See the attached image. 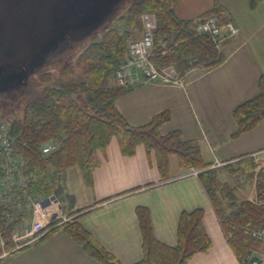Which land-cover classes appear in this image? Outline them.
<instances>
[{
    "label": "crops",
    "instance_id": "1",
    "mask_svg": "<svg viewBox=\"0 0 264 264\" xmlns=\"http://www.w3.org/2000/svg\"><path fill=\"white\" fill-rule=\"evenodd\" d=\"M174 14L192 27L215 14L221 21L231 20L240 33L218 50L223 57L219 65L193 68L178 85L133 87L115 100V108L132 127L165 117L158 127L160 135L176 132L182 141L196 142L206 167L184 169L176 155H169L163 174L153 151L138 146L134 155L124 156L113 137L104 151L97 152L99 166L89 183L76 167L62 170L60 196L50 207L57 219L55 226L0 264H101L59 227L72 219L119 264H136L143 257L140 210L149 214L154 238L172 247L178 242L181 214L201 210L211 246L206 253L194 254L187 264H241L226 241L199 174L220 170L219 180L230 185L237 201H258L256 176L264 163L253 177L251 173L228 176L224 167L234 168L247 157L264 161V120L236 136L234 118L237 107L258 95L264 77V4L250 7L249 0H181Z\"/></svg>",
    "mask_w": 264,
    "mask_h": 264
},
{
    "label": "trees",
    "instance_id": "2",
    "mask_svg": "<svg viewBox=\"0 0 264 264\" xmlns=\"http://www.w3.org/2000/svg\"><path fill=\"white\" fill-rule=\"evenodd\" d=\"M181 0H137L128 11L126 26H136L139 16L151 13L158 23L154 36L153 61L160 66H174L181 76L193 68L210 69L223 61L221 53L207 36H199L189 23L178 20L174 8ZM250 7L264 0H249ZM127 32L118 28L107 32L101 41H95L84 51L86 72L80 79L62 84L59 89H46L28 104L23 118L10 126L14 155L25 161L24 176L28 179L31 197H41L56 190L52 176L56 171L78 168L89 183L92 172L99 166L98 151H104L115 137L124 156H132L138 146L153 151L163 174L168 169L169 155H176L180 165L204 169L196 142H186L174 132L160 135L159 125L165 117H158L144 127H132L115 108V100L130 89H110L108 78H113L117 67L125 60ZM64 89V90H63ZM76 95L69 106L60 103L64 96ZM84 95V96H83ZM237 122L236 136L255 128L264 120V77L259 83L258 95L234 111ZM47 140L58 144L50 154H42ZM228 176L251 173L258 164L251 157L224 167ZM220 170L208 169L199 177L220 221L226 241L237 260L243 263L253 255L260 244L253 233L264 232V167L256 176L257 202L237 201L233 189L219 180ZM9 203L0 200L2 237L11 248L10 236L16 220H10ZM8 214V216H7ZM203 212L196 210L181 214L176 246H167L156 240L152 233L149 214L138 212L142 233L143 257L136 264H187L196 253H206L210 239L202 225ZM83 249L101 264H119L98 242L73 219L61 226ZM57 227V228H59ZM55 229H52L54 231ZM261 241V240H260Z\"/></svg>",
    "mask_w": 264,
    "mask_h": 264
},
{
    "label": "rangeland",
    "instance_id": "3",
    "mask_svg": "<svg viewBox=\"0 0 264 264\" xmlns=\"http://www.w3.org/2000/svg\"><path fill=\"white\" fill-rule=\"evenodd\" d=\"M15 1L19 2V0ZM62 1L63 3L60 4ZM136 1L59 0L58 2V0H55L49 2V0H38L39 3L47 6L46 8L49 6L50 9L48 10H52V13L47 10L23 14L28 40L25 56V71L22 72L20 77L13 75L12 68H8L0 76V120L8 124H13L15 121L23 118L28 104L34 99H37L46 89L54 88L55 86L59 89L62 84L70 82L71 80L80 79L87 68L86 60L82 58L84 51L93 42L101 41L103 36L112 29L118 28L120 34L127 32V52L129 43L132 40L140 38L142 35V18L144 16H154L157 26V17L151 13L141 14L135 27L129 26V24L126 26L128 11ZM105 3H108L109 6L106 12L102 14L92 12L94 8L100 7ZM55 4H59V6L55 7ZM42 22L44 23V27L43 32H40L38 27ZM54 24L57 26L58 32L54 36H48L46 28ZM18 40L19 38L8 29L4 27L1 29L0 47L8 56L17 55L20 48ZM41 40L42 44L38 46ZM108 87L110 89H121V87L116 85L114 76L113 78L111 76L108 78ZM77 98L80 97L75 94L70 97L64 96L60 99V103L64 106H69ZM50 141L47 140L42 148L47 145H54L56 150L58 144L56 145ZM262 162L264 163V161L256 163L258 166H261ZM179 166L184 169L194 168L188 165H180V163ZM62 173L63 171H56L52 176L56 190L51 194L41 197L33 198L26 191V188H28V179L26 176L25 188H20L19 185H13L10 186V189H7L8 203L12 209L9 212V218L10 220L17 221L13 233L21 236L31 231L36 202L42 200L43 204L50 206L53 199L56 200L57 196H60L61 180L64 177ZM3 178L4 174L0 169V184ZM259 242L260 244L255 248L253 253L257 256L264 254V240H259Z\"/></svg>",
    "mask_w": 264,
    "mask_h": 264
},
{
    "label": "built area",
    "instance_id": "4",
    "mask_svg": "<svg viewBox=\"0 0 264 264\" xmlns=\"http://www.w3.org/2000/svg\"><path fill=\"white\" fill-rule=\"evenodd\" d=\"M142 19L141 37L129 43L127 58L115 71L114 80L116 85L124 89H130L134 86L154 82L165 85L181 84L183 76L178 73L174 66H160L153 61L156 19L150 15L144 16ZM194 32L199 36H207L214 47L219 50L226 41L237 37L240 30L231 20L221 21L217 15L210 14L195 25ZM54 150V145H47L41 148V153L50 154ZM24 164L25 162L22 159L14 155L9 124L0 120V169L4 174L3 181L0 184V200L2 202L8 203L7 189H10V186L19 185L20 188H25ZM220 165V163H217V166ZM55 203L56 200L53 199L51 205ZM51 205L43 204L42 200L35 203L31 231L21 236L13 233L10 236L11 248L7 247V242L2 237L0 223V261L30 247L55 226L57 219L50 214ZM253 236L264 240L263 232L253 233ZM241 264H264V254L260 256L253 254Z\"/></svg>",
    "mask_w": 264,
    "mask_h": 264
},
{
    "label": "flooded vegetation",
    "instance_id": "5",
    "mask_svg": "<svg viewBox=\"0 0 264 264\" xmlns=\"http://www.w3.org/2000/svg\"><path fill=\"white\" fill-rule=\"evenodd\" d=\"M53 1L55 0H49V2ZM62 3L63 1L60 2V4ZM58 6L59 4H55V7ZM46 7L47 6L43 5L42 3H39L38 0H19V2H16L15 0H0V28L2 29L4 27L8 29L11 33L19 38L18 41L20 43V48L17 55L13 56H8L0 47V76L8 68H12V74L21 77L22 72L25 71V56L28 45L27 28L23 14L32 12L36 13L39 11L43 12L50 9L49 6L48 8ZM48 11L52 13V10ZM43 27L44 23L42 22V24L38 27L40 32H43ZM46 29L48 36H54L58 32L57 26H55V24L48 26ZM41 44L42 40L38 43V46Z\"/></svg>",
    "mask_w": 264,
    "mask_h": 264
},
{
    "label": "water",
    "instance_id": "6",
    "mask_svg": "<svg viewBox=\"0 0 264 264\" xmlns=\"http://www.w3.org/2000/svg\"><path fill=\"white\" fill-rule=\"evenodd\" d=\"M108 8H109L108 3H105V4H103L100 7L94 8L92 10V12L95 13V14H102V13L106 12L108 10Z\"/></svg>",
    "mask_w": 264,
    "mask_h": 264
}]
</instances>
